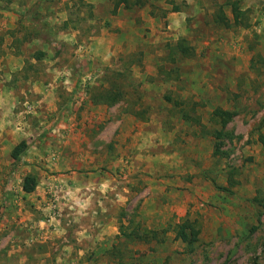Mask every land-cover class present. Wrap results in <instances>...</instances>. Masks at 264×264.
Masks as SVG:
<instances>
[{"label":"rangeland","instance_id":"374dc122","mask_svg":"<svg viewBox=\"0 0 264 264\" xmlns=\"http://www.w3.org/2000/svg\"><path fill=\"white\" fill-rule=\"evenodd\" d=\"M114 2L0 0V264H264V0H141L108 64L79 45L118 34ZM216 108L236 113L225 128ZM133 112L160 135L128 149Z\"/></svg>","mask_w":264,"mask_h":264},{"label":"crops","instance_id":"0c3cea01","mask_svg":"<svg viewBox=\"0 0 264 264\" xmlns=\"http://www.w3.org/2000/svg\"><path fill=\"white\" fill-rule=\"evenodd\" d=\"M105 1L108 2V0H91L89 2L91 4H93V5H96L99 2H105ZM150 1H153V0H150ZM191 1H194V0H191ZM89 2L87 0V3H89ZM144 9L148 10V13H147L148 16L145 13L142 14L143 15L142 19L144 20V24L141 25V28H146V27H149V26H153L155 23H157L156 22L157 19H152L151 18L153 16L149 13L150 8L148 6H145ZM177 14L178 13H173V12L170 13L168 15L167 19L168 20H172L173 18L176 17ZM137 22L140 23V20H138ZM137 22L135 20V10L133 12H130L129 9H125L123 5H120V7H119V9L117 11V14L111 16L112 28H114L115 32H117V30H118V34L117 35L110 34L109 36L108 35L107 36L102 35L101 37L89 38L90 41L88 42L87 47H85L84 45H82V46L79 45V48L85 49V52L86 51L87 52L90 51L89 54L90 53H92V54L94 53V55H99L100 56V58H99L100 61H103V60L107 59V62H105V63H108L109 59L119 52V48H121V46L123 45L124 41H126L127 36H125V34H124V32L126 31L125 29L127 27H129L131 31L135 32V26H136ZM130 30H129V33H131ZM138 30H140V29H138ZM75 33H77V32H75ZM75 33L73 32V33H69L68 34V36H67L68 37L67 38L68 41L74 40V42H76L75 41L76 40ZM35 41H36V43H35ZM29 43L30 44L31 43L39 44V43H43V40L41 38H39L38 36L36 38L31 37V39L29 40ZM126 44H127V46L128 45L130 46L129 41H127ZM106 55H107L108 58H106ZM104 56H105V58H104ZM43 59H44V61H42V62L44 64H47V63L55 64V62L57 60L56 59V60H52L51 61V60L48 59L47 56L46 57L44 56ZM77 59H79V58H77ZM53 72L58 76V74H60L63 71H59L58 69H53ZM67 73H68V71L67 72L65 71V72L62 73V75H66ZM90 104H91V102H90ZM136 119L137 118L135 117V112H133V113L130 114V117L125 118L123 121H118V125L120 126L121 129H123V132L126 131L125 128H127L128 123L132 124L131 129L129 130V134H128L129 137L128 136H125V137L123 136V139L131 138V145H129L128 149H130L131 146H133V147L135 146V138H137V137L142 139L143 141H145L147 138L157 137L158 135H160V131L156 132L154 134L153 132H145V131H143V128H141V127H139V128H141V129H139V132H135V121H137ZM137 123H140V122L137 121ZM186 123H189V122H186ZM148 124L152 125V123H148ZM116 128H117V125H116ZM174 134H175V131L172 132V137L173 138H174ZM173 138H171V139H173ZM129 153H131V150H130ZM108 251H110V249L107 250V252Z\"/></svg>","mask_w":264,"mask_h":264},{"label":"trees","instance_id":"16d2710c","mask_svg":"<svg viewBox=\"0 0 264 264\" xmlns=\"http://www.w3.org/2000/svg\"><path fill=\"white\" fill-rule=\"evenodd\" d=\"M81 2V0H79ZM130 1L132 3H130ZM119 5H123L125 9H129L132 6L135 7H140L142 6L141 0H115L114 2V11L116 12V9L119 7ZM174 12L178 11L177 8H174ZM231 11L233 14L234 18V24H238V15H239V10L237 8V4L233 3L231 5ZM166 47L171 48L172 50H176L182 57L188 58L191 57L193 52L191 48L186 46L184 44V40H179L174 46L168 44ZM43 54L38 53L35 54L36 59H40ZM113 93H106L101 96L102 103H105L104 98L106 97V100L112 99ZM91 102L97 103L96 100H93ZM101 102V101H100ZM212 115L214 118H216L219 121V124L221 125L222 128H225L226 125L229 123L231 119L234 118L236 115L235 112L231 111H225L220 108H216L213 112ZM135 117H140L138 112H135ZM221 135H217V139H220ZM259 143L264 146V135L259 136ZM26 143L25 142H20L17 146H15L11 152V157L14 160H17L19 156L25 151L26 149ZM218 143L215 144V151L214 153L218 152ZM36 187V178L32 175H27L23 178L22 181V191L26 194H30L34 191ZM123 226L120 227V229ZM126 227L124 226V229ZM121 235L126 237L129 240H137L140 242L148 243L151 240H156L157 233L156 232H144V233H137L134 228H132L129 232H124L122 230ZM198 234L199 230L194 227V225L191 222H188L187 220L178 224L176 226V232H175V238L180 240L182 243L186 244L187 246H192L198 241Z\"/></svg>","mask_w":264,"mask_h":264},{"label":"built area","instance_id":"2783aa9c","mask_svg":"<svg viewBox=\"0 0 264 264\" xmlns=\"http://www.w3.org/2000/svg\"><path fill=\"white\" fill-rule=\"evenodd\" d=\"M29 107H30V106H29ZM29 107H28V108H29ZM20 127H21L20 125H19V126H17V128H19V129H20Z\"/></svg>","mask_w":264,"mask_h":264}]
</instances>
